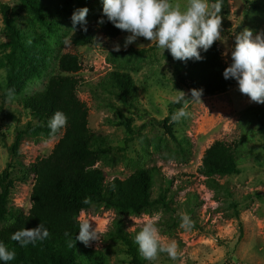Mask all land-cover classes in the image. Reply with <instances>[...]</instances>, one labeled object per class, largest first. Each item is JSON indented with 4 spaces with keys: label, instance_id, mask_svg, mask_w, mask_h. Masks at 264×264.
Wrapping results in <instances>:
<instances>
[{
    "label": "rangeland",
    "instance_id": "374dc122",
    "mask_svg": "<svg viewBox=\"0 0 264 264\" xmlns=\"http://www.w3.org/2000/svg\"><path fill=\"white\" fill-rule=\"evenodd\" d=\"M41 1L48 11L47 26L27 25L26 12L18 0H0L9 6L15 24L24 29L31 43L39 42L11 101L6 93L10 64H1L8 49L0 47V69L6 71V77H0V177L7 168L13 182L8 207L27 213L33 184L31 164L48 155L63 133V129L55 135L30 130L23 134L18 152L12 154L10 146L16 132L36 124L22 108L20 99L44 88L49 76L57 72L62 53H77L81 69L77 72L80 83L76 92L88 107L90 129L102 135L108 147L105 158L96 165L106 179H124L140 167L154 168L152 198L160 192L165 194L164 203L139 214H120L102 205L82 210L80 222L90 219L101 237L100 242L88 246L106 252L110 264H130L132 256L127 245L114 236L117 224L136 235L147 219H153L162 240H175L180 254L172 260L167 253H161L155 261L144 259V264H264V133H253L239 170L215 176L214 186L198 171L204 151L214 141L239 138L243 110L249 106L264 108V104L242 94L236 82L226 91L201 97V103L189 101L190 116L173 123L171 115L180 107L171 111L169 97L177 95L176 91L186 95L189 91L173 77L167 49L162 53L155 42L143 37L125 48L127 32L114 38L97 33L95 42L89 45L66 44L72 34V13L87 7L88 26L102 11V0ZM219 15L223 40L217 41L218 47L223 60L230 64L236 34L245 28L253 31V38L264 33V0H225ZM0 35L8 41L1 13ZM115 44L121 46L119 52L113 51ZM44 60V66L40 65ZM115 69L128 71L135 80L136 99L132 106L122 103L116 93L106 88V76ZM168 116L172 135L162 123ZM184 214L194 222L191 231L180 227ZM139 255L144 258L140 252Z\"/></svg>",
    "mask_w": 264,
    "mask_h": 264
},
{
    "label": "trees",
    "instance_id": "16d2710c",
    "mask_svg": "<svg viewBox=\"0 0 264 264\" xmlns=\"http://www.w3.org/2000/svg\"><path fill=\"white\" fill-rule=\"evenodd\" d=\"M18 1L26 12L27 25H48V11L41 0ZM0 13L8 37L6 43H0L1 48L8 49L6 59L1 64H10L6 93L9 94L11 90L15 94L23 71L31 62L33 48L39 49V42L29 43L24 29L15 24L6 3L0 2ZM101 18L105 21L103 24L98 23ZM125 32L108 22L101 11L87 26V32L78 29L70 39L75 46L89 45L95 42L97 33L114 38ZM202 55L205 58L201 61L190 59L182 62L173 59L169 53L173 77L189 91L187 98L191 97V89H203L201 97H204L226 91L236 83L234 79L225 80L222 76L230 64L223 60L217 41ZM45 60L39 64L44 66ZM80 69L77 53H62L57 60V72L49 76L44 88L25 94L20 99L22 108L36 124L16 132L10 146L12 154L18 152L26 132H49L48 121L56 111L65 113L68 122L51 152L31 164L33 184L27 213L8 207L13 182L7 168L1 171L0 241L16 253L15 260L8 264H110L106 252L85 246L75 239L79 231V213L92 205H102L120 214H139L165 201L163 192L152 198L156 175L154 168L140 167L124 179H106L103 170L96 165L105 158L108 147H105L102 135L90 129L88 107L77 95L76 88L80 83L77 72ZM106 88L116 93L126 105L132 106L136 99V83L128 71H110L106 76ZM181 106L171 103L170 110ZM6 113L13 117L10 111ZM169 119L170 116L164 118L162 123L172 135L171 127L167 125ZM239 128V138L231 142L216 140L202 155L198 171L212 186L215 185V176L230 175L239 170L253 133H264V108L249 106L243 110ZM86 198L90 199L89 204L84 203ZM13 220L14 223L11 222ZM39 223H43L50 232L46 240L38 241L35 246L20 247L11 239L15 231L35 228ZM114 236L127 245L132 256L130 264H144V258L139 255L134 242L135 235L125 232L117 224Z\"/></svg>",
    "mask_w": 264,
    "mask_h": 264
},
{
    "label": "clouds",
    "instance_id": "9594fccd",
    "mask_svg": "<svg viewBox=\"0 0 264 264\" xmlns=\"http://www.w3.org/2000/svg\"><path fill=\"white\" fill-rule=\"evenodd\" d=\"M102 14L108 22L116 28L129 33L125 37L124 47L133 44L137 38L155 42V46L164 52L169 51L173 59L186 62L188 60L201 61L214 42L222 41L221 12L224 0H185L183 4L173 3V0H102ZM89 9L82 7L71 15L72 33L77 26L87 32L86 16ZM103 18L98 20L103 24ZM7 38L0 35V43H6ZM31 43V41H29ZM71 44V39L65 41ZM121 46L115 44L113 51L119 52ZM225 80L234 79L242 94H246L251 101L264 104V33L256 34L243 29L235 35V44L231 50V63L222 73ZM0 77H6V71L0 69ZM176 91V90H175ZM178 94L169 97L173 104L183 106L171 115L173 123L190 116L187 111L188 103H201L203 89H191V98L185 92L176 91ZM9 101L14 99L12 91L8 94ZM68 117L62 111H56L48 121L50 133L55 135L67 126ZM85 204L90 199L84 200ZM84 219L79 223L76 240L88 246L92 242H100L101 237L96 227ZM14 223V220L11 221ZM180 227L185 231L194 228V222L187 214L182 215ZM48 228L39 223L35 228H22L11 235V239L20 247H27L49 238ZM73 240V239H72ZM139 252L145 260L155 261L161 253H167L176 260L179 256V246L175 240L164 242L159 229L153 219H147L140 231L134 237ZM16 253L0 241V264H8L15 260Z\"/></svg>",
    "mask_w": 264,
    "mask_h": 264
}]
</instances>
